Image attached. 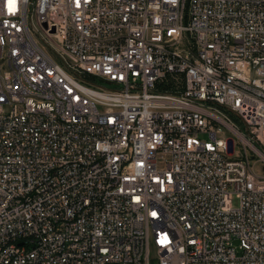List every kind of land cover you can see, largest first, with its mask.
<instances>
[{"label": "built area", "instance_id": "2783aa9c", "mask_svg": "<svg viewBox=\"0 0 264 264\" xmlns=\"http://www.w3.org/2000/svg\"><path fill=\"white\" fill-rule=\"evenodd\" d=\"M0 264H264V0H0Z\"/></svg>", "mask_w": 264, "mask_h": 264}, {"label": "rangeland", "instance_id": "374dc122", "mask_svg": "<svg viewBox=\"0 0 264 264\" xmlns=\"http://www.w3.org/2000/svg\"><path fill=\"white\" fill-rule=\"evenodd\" d=\"M256 169H258V170H259V168H258V167H256Z\"/></svg>", "mask_w": 264, "mask_h": 264}]
</instances>
